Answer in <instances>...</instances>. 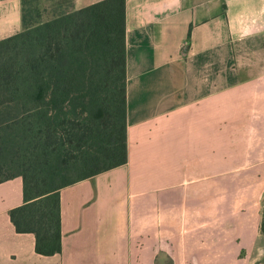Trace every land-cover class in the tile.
<instances>
[{
    "label": "crops",
    "instance_id": "1",
    "mask_svg": "<svg viewBox=\"0 0 264 264\" xmlns=\"http://www.w3.org/2000/svg\"><path fill=\"white\" fill-rule=\"evenodd\" d=\"M24 11L0 0V39ZM127 100L128 161L61 189V252L0 183V264H264V0H127Z\"/></svg>",
    "mask_w": 264,
    "mask_h": 264
},
{
    "label": "trees",
    "instance_id": "2",
    "mask_svg": "<svg viewBox=\"0 0 264 264\" xmlns=\"http://www.w3.org/2000/svg\"><path fill=\"white\" fill-rule=\"evenodd\" d=\"M41 16L25 7L23 30L0 39V183L23 178L11 220L54 255L61 189L128 161L127 0Z\"/></svg>",
    "mask_w": 264,
    "mask_h": 264
},
{
    "label": "rangeland",
    "instance_id": "3",
    "mask_svg": "<svg viewBox=\"0 0 264 264\" xmlns=\"http://www.w3.org/2000/svg\"><path fill=\"white\" fill-rule=\"evenodd\" d=\"M25 7L27 10H30V8L37 9V12L42 15L41 18L47 19L53 17L60 10L71 9L73 0H26Z\"/></svg>",
    "mask_w": 264,
    "mask_h": 264
}]
</instances>
